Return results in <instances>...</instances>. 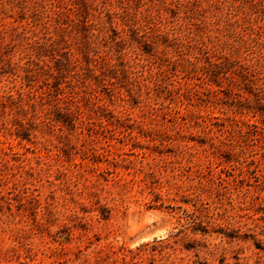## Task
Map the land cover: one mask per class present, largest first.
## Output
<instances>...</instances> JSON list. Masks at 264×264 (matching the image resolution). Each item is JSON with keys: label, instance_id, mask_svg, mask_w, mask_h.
<instances>
[{"label": "rangeland", "instance_id": "374dc122", "mask_svg": "<svg viewBox=\"0 0 264 264\" xmlns=\"http://www.w3.org/2000/svg\"><path fill=\"white\" fill-rule=\"evenodd\" d=\"M0 264H264V0H0Z\"/></svg>", "mask_w": 264, "mask_h": 264}]
</instances>
